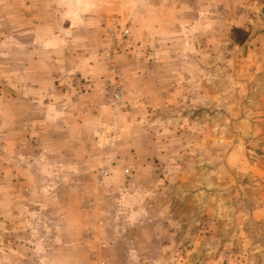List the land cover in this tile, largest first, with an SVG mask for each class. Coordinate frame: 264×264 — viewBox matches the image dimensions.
Returning a JSON list of instances; mask_svg holds the SVG:
<instances>
[{
  "label": "crops",
  "instance_id": "crops-1",
  "mask_svg": "<svg viewBox=\"0 0 264 264\" xmlns=\"http://www.w3.org/2000/svg\"><path fill=\"white\" fill-rule=\"evenodd\" d=\"M111 2L0 0V156L15 166L6 169L0 162V172L29 173V217L36 208L48 209L41 211L43 228L29 223V264L190 260L172 219L147 196L151 189L156 193V184H108L132 152L121 143L130 140L121 123L139 120L146 105L163 103L170 84L162 47L148 36L152 30L138 34L139 65L127 62L132 34L121 56L128 106L105 104L101 88L108 71L101 50L119 16ZM156 87L158 98L152 95ZM134 191L141 205L127 200Z\"/></svg>",
  "mask_w": 264,
  "mask_h": 264
},
{
  "label": "rangeland",
  "instance_id": "rangeland-1",
  "mask_svg": "<svg viewBox=\"0 0 264 264\" xmlns=\"http://www.w3.org/2000/svg\"><path fill=\"white\" fill-rule=\"evenodd\" d=\"M111 4L120 17L109 29L133 26L127 62L139 65L138 34L152 30L170 84L163 103L146 105L138 121L120 119V131L130 135L121 143L132 152L108 184H156L147 196L172 219L187 264H264V0ZM239 27L248 32L241 46L232 39ZM9 159L0 156L6 169L15 167ZM134 192L127 200L141 205ZM41 208L29 217L26 170L0 172V264H29V223L43 228L48 209Z\"/></svg>",
  "mask_w": 264,
  "mask_h": 264
},
{
  "label": "built area",
  "instance_id": "built-area-1",
  "mask_svg": "<svg viewBox=\"0 0 264 264\" xmlns=\"http://www.w3.org/2000/svg\"><path fill=\"white\" fill-rule=\"evenodd\" d=\"M114 25V28L107 31L109 45L101 50L103 62L108 71V77L101 88V94L105 104L116 109L122 108L123 105L128 106L124 99L125 72L121 56L129 49L132 31L130 27L122 28L117 23ZM101 264L107 263L102 262Z\"/></svg>",
  "mask_w": 264,
  "mask_h": 264
},
{
  "label": "trees",
  "instance_id": "trees-1",
  "mask_svg": "<svg viewBox=\"0 0 264 264\" xmlns=\"http://www.w3.org/2000/svg\"><path fill=\"white\" fill-rule=\"evenodd\" d=\"M248 38V32L242 28H234L232 39L238 45H243Z\"/></svg>",
  "mask_w": 264,
  "mask_h": 264
}]
</instances>
